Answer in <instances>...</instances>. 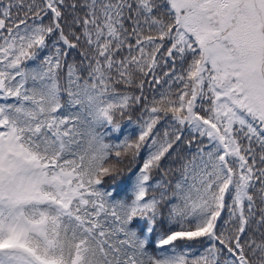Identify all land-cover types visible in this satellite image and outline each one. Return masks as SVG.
Returning <instances> with one entry per match:
<instances>
[{
	"label": "snow or ice",
	"instance_id": "6c2138e0",
	"mask_svg": "<svg viewBox=\"0 0 264 264\" xmlns=\"http://www.w3.org/2000/svg\"><path fill=\"white\" fill-rule=\"evenodd\" d=\"M0 264H264V0H0Z\"/></svg>",
	"mask_w": 264,
	"mask_h": 264
}]
</instances>
